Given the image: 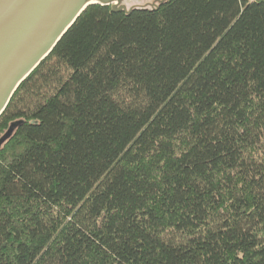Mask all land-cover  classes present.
<instances>
[{
  "label": "trees",
  "instance_id": "trees-1",
  "mask_svg": "<svg viewBox=\"0 0 264 264\" xmlns=\"http://www.w3.org/2000/svg\"><path fill=\"white\" fill-rule=\"evenodd\" d=\"M14 123L0 264H264V0L90 7Z\"/></svg>",
  "mask_w": 264,
  "mask_h": 264
},
{
  "label": "water",
  "instance_id": "water-1",
  "mask_svg": "<svg viewBox=\"0 0 264 264\" xmlns=\"http://www.w3.org/2000/svg\"><path fill=\"white\" fill-rule=\"evenodd\" d=\"M166 0L141 4V0H0V119L19 87L52 54L90 7H111L131 14ZM132 3H136L132 5ZM14 123L0 139V148L11 138Z\"/></svg>",
  "mask_w": 264,
  "mask_h": 264
},
{
  "label": "rangeland",
  "instance_id": "rangeland-1",
  "mask_svg": "<svg viewBox=\"0 0 264 264\" xmlns=\"http://www.w3.org/2000/svg\"><path fill=\"white\" fill-rule=\"evenodd\" d=\"M154 1L156 0H141V4L153 3Z\"/></svg>",
  "mask_w": 264,
  "mask_h": 264
},
{
  "label": "flooded vegetation",
  "instance_id": "flooded-vegetation-1",
  "mask_svg": "<svg viewBox=\"0 0 264 264\" xmlns=\"http://www.w3.org/2000/svg\"><path fill=\"white\" fill-rule=\"evenodd\" d=\"M134 4H136V3H132V5H134Z\"/></svg>",
  "mask_w": 264,
  "mask_h": 264
}]
</instances>
